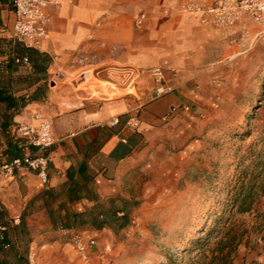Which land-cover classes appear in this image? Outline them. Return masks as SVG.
I'll return each mask as SVG.
<instances>
[{"label": "crops", "instance_id": "obj_1", "mask_svg": "<svg viewBox=\"0 0 264 264\" xmlns=\"http://www.w3.org/2000/svg\"><path fill=\"white\" fill-rule=\"evenodd\" d=\"M187 1L50 0L47 34L28 45L44 54L40 68L36 54L29 62L16 60L23 43L13 32V0H0V113L8 119L5 128L0 120V167L33 150L18 127L37 124L36 114L52 121L54 139L47 181L25 166L9 177L0 173V264H22L25 248L28 264L32 249L40 264H83L73 234L105 227L62 228L54 222L74 212L89 220L110 208L129 210L130 173L144 163L161 115L184 101L199 103L206 85L217 79L216 58L205 46L217 37L237 38L252 20L244 14L228 36L190 15ZM130 66L163 67L175 90L151 100L149 75L141 77L135 95L122 85L119 97L109 96L108 85L94 91L87 86L91 71L109 83ZM133 115L136 126L129 124Z\"/></svg>", "mask_w": 264, "mask_h": 264}, {"label": "rangeland", "instance_id": "obj_2", "mask_svg": "<svg viewBox=\"0 0 264 264\" xmlns=\"http://www.w3.org/2000/svg\"><path fill=\"white\" fill-rule=\"evenodd\" d=\"M234 39L205 46L217 79L199 103L161 115L130 173L127 224L84 234L92 264H264V32L250 20ZM90 74L93 91L108 85Z\"/></svg>", "mask_w": 264, "mask_h": 264}, {"label": "built area", "instance_id": "obj_3", "mask_svg": "<svg viewBox=\"0 0 264 264\" xmlns=\"http://www.w3.org/2000/svg\"><path fill=\"white\" fill-rule=\"evenodd\" d=\"M49 3L50 0H13L16 13L13 32L19 41L26 45H34L46 36ZM186 11L190 15L200 17L202 22H212L228 36L232 35L230 32L243 15L248 14L260 27L261 32H264V0H188ZM144 19L145 14H141L136 20V26H141ZM24 61H27V58H24ZM173 72L175 74V70ZM145 75H149L153 80L151 100L161 98L175 90L174 85L166 81L165 69L161 66L149 68L130 66V69L120 71L117 81L109 82L108 86L112 88L113 93H118L122 85L131 94H139V80ZM184 109L188 110L189 107L184 106ZM176 110L177 107L172 106L171 111L162 119L166 120ZM35 118L38 120L37 124L28 122L18 127V131L27 139L33 150L6 160L0 167V173L4 176H12L18 168L25 166L36 171L44 182L47 181V169L50 163L47 150L54 144L53 125L49 118L41 114H36ZM138 121V116L133 115L129 119V124L136 126ZM0 229L4 227L0 226ZM73 241L80 258L86 264H92L89 247L95 244V239H85L83 233L76 232L73 234ZM29 264H40L35 249L29 253Z\"/></svg>", "mask_w": 264, "mask_h": 264}, {"label": "trees", "instance_id": "obj_4", "mask_svg": "<svg viewBox=\"0 0 264 264\" xmlns=\"http://www.w3.org/2000/svg\"><path fill=\"white\" fill-rule=\"evenodd\" d=\"M23 43V42H22ZM33 54L38 55V59L40 58V64L39 67L42 68V62L45 61L44 54L35 50L33 47L28 46L23 43V55L22 56H17L16 60H19L18 62H24V58H27L26 62L30 61V58L32 57ZM37 97V95L33 96ZM17 111V110H16ZM3 118V120L1 119ZM0 120L2 121L1 127H7L8 122H7V116H2L0 113ZM25 138V137H24ZM26 139V138H25ZM27 140V139H26ZM25 141V140H24ZM243 198H239L237 200L238 208L242 209L243 208ZM240 203V204H239ZM119 210H113V208L109 209L108 211H100L97 214H91L89 216V220L85 219V214L84 212H74L71 218L67 221H62L60 223L54 222L56 226H61L62 228H72V227H78L82 225H90L96 229H102L105 226H111L113 222H120V226H125L128 222V214L125 212V214L121 217H116L117 213ZM103 217L100 216V214H104ZM3 211L0 212V217L2 216ZM113 219V220H112ZM6 235L4 234L2 236V240H6ZM224 245H222L223 249ZM26 248L24 249V255L22 256V264H28V261L26 259ZM18 257H17V262H18Z\"/></svg>", "mask_w": 264, "mask_h": 264}]
</instances>
